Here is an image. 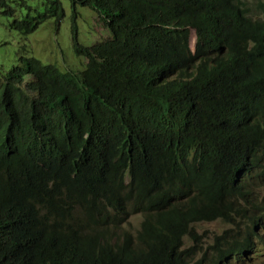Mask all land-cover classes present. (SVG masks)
<instances>
[{"label": "trees", "instance_id": "trees-1", "mask_svg": "<svg viewBox=\"0 0 264 264\" xmlns=\"http://www.w3.org/2000/svg\"><path fill=\"white\" fill-rule=\"evenodd\" d=\"M68 1L84 68L0 77V264H264V0ZM76 6L110 37L78 45ZM0 16L26 37L64 11Z\"/></svg>", "mask_w": 264, "mask_h": 264}, {"label": "rangeland", "instance_id": "rangeland-1", "mask_svg": "<svg viewBox=\"0 0 264 264\" xmlns=\"http://www.w3.org/2000/svg\"><path fill=\"white\" fill-rule=\"evenodd\" d=\"M32 4L38 0H26ZM64 11L58 28L52 21L41 25L34 33L22 37L11 26L12 19L0 16V77L5 71L16 65L19 55L33 57L42 65H54L60 71L78 72L84 68L85 60L74 54L76 47L72 41V11L68 0H59ZM75 33L76 42L82 47H89L96 42L110 37L107 28L103 25L98 15L88 7L76 6L75 8ZM191 47L194 37H191ZM25 46V49L21 48ZM131 223L136 226L138 219L134 218ZM226 229L221 222L200 224L195 227L197 234L201 236V243L210 242L215 234Z\"/></svg>", "mask_w": 264, "mask_h": 264}, {"label": "bare ground", "instance_id": "bare-ground-1", "mask_svg": "<svg viewBox=\"0 0 264 264\" xmlns=\"http://www.w3.org/2000/svg\"><path fill=\"white\" fill-rule=\"evenodd\" d=\"M192 51V50H191ZM114 134V133H113ZM84 136V135H83ZM72 178V177H71ZM54 181V180H53ZM65 181V180H64ZM72 181H74V180H72ZM58 182H60V180H58ZM57 182V183H58ZM62 182V181H61ZM67 183V182H66ZM65 184V183H64ZM66 187V186H65ZM64 189V188H63ZM51 191V190H50ZM44 192V191H43ZM54 192V191H53ZM46 194V193H45ZM54 194V193H53ZM41 257V256H40ZM44 257V256H43ZM64 264H66V262L64 263Z\"/></svg>", "mask_w": 264, "mask_h": 264}, {"label": "clouds", "instance_id": "clouds-1", "mask_svg": "<svg viewBox=\"0 0 264 264\" xmlns=\"http://www.w3.org/2000/svg\"><path fill=\"white\" fill-rule=\"evenodd\" d=\"M194 37V36H193ZM194 45V44H193Z\"/></svg>", "mask_w": 264, "mask_h": 264}]
</instances>
